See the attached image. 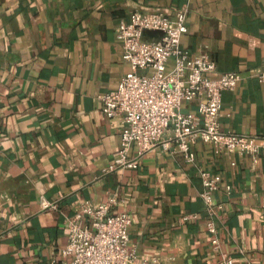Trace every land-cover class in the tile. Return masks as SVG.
<instances>
[{"label": "crops", "instance_id": "1", "mask_svg": "<svg viewBox=\"0 0 264 264\" xmlns=\"http://www.w3.org/2000/svg\"><path fill=\"white\" fill-rule=\"evenodd\" d=\"M184 7L182 46L193 54L205 50L215 63L212 76L236 71L241 78L222 92L221 128L257 137L259 153L229 159L198 142L194 163L157 148L136 168L104 174L123 124L102 113L97 95L115 88L129 70L115 29L133 10L172 17ZM258 70L264 71V0H0V264L50 258L64 264L65 218L80 201L108 197L115 198L114 211L129 215L130 244L140 258L221 264L225 253L264 264V83ZM199 167L219 179L213 195L221 204L218 250L205 228ZM42 200L55 208H42ZM189 214L197 217L179 221Z\"/></svg>", "mask_w": 264, "mask_h": 264}, {"label": "built area", "instance_id": "2", "mask_svg": "<svg viewBox=\"0 0 264 264\" xmlns=\"http://www.w3.org/2000/svg\"><path fill=\"white\" fill-rule=\"evenodd\" d=\"M186 15L185 7L172 17L163 12L133 10L127 22L116 27L122 60L129 70L115 88L97 95L102 113L123 124L113 161L102 168V173L136 168L143 156L157 148L183 155L187 162L194 163L193 147L198 142L208 144L215 155L229 159L234 153H259L257 137L221 128L222 92L234 90L241 78L236 71L212 76L216 67L209 54L205 50L193 54L182 46V36L187 32ZM148 31L157 36L147 38L144 33ZM255 76L264 83L263 70L256 71ZM184 103H194L195 110H184ZM198 170L205 228L213 249L218 250L221 204L214 201L213 195L219 188V179L207 169ZM226 189L229 192L231 187L226 185ZM261 202L264 209V191ZM113 204V197L97 204L80 201L78 209L65 218L68 242L61 251L64 264H161L157 256L138 257L128 236L131 219L124 211H114ZM41 206L46 209L56 205L42 200ZM196 217L183 215L179 221ZM221 254V264H252ZM55 262L50 258L42 264Z\"/></svg>", "mask_w": 264, "mask_h": 264}, {"label": "rangeland", "instance_id": "3", "mask_svg": "<svg viewBox=\"0 0 264 264\" xmlns=\"http://www.w3.org/2000/svg\"><path fill=\"white\" fill-rule=\"evenodd\" d=\"M140 73L142 74L143 72H140ZM146 73H149V74H150V73H151V71H148V72H146Z\"/></svg>", "mask_w": 264, "mask_h": 264}]
</instances>
